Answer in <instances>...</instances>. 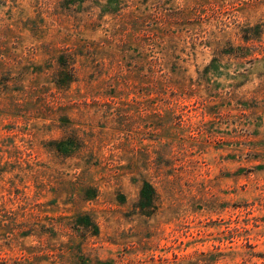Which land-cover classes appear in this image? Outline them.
<instances>
[{
    "label": "rangeland",
    "instance_id": "obj_1",
    "mask_svg": "<svg viewBox=\"0 0 264 264\" xmlns=\"http://www.w3.org/2000/svg\"><path fill=\"white\" fill-rule=\"evenodd\" d=\"M0 264H264V0H0Z\"/></svg>",
    "mask_w": 264,
    "mask_h": 264
},
{
    "label": "trees",
    "instance_id": "obj_2",
    "mask_svg": "<svg viewBox=\"0 0 264 264\" xmlns=\"http://www.w3.org/2000/svg\"><path fill=\"white\" fill-rule=\"evenodd\" d=\"M63 57V55H60L58 57L59 60H61ZM60 64V69H59V73H58V77L62 74L64 75H68L71 74V69L68 66H64L63 63H61L59 61ZM68 80H70V75H68ZM56 84H61L58 82V79L56 80ZM154 195H155V191L153 189V187L148 183V182H143L142 186L140 187L139 190V200H138V206L140 208H145L146 206L151 205L154 201ZM76 224L73 225V228L77 230V228H79L80 226L82 228H87V226H90V228L92 229L93 234L96 233L97 231V227L96 225L89 223V217L88 215H81L79 216L76 220H75Z\"/></svg>",
    "mask_w": 264,
    "mask_h": 264
}]
</instances>
